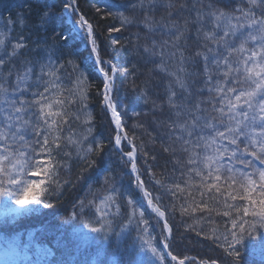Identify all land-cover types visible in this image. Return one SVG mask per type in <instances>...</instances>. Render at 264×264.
I'll return each mask as SVG.
<instances>
[{
	"label": "snow or ice",
	"instance_id": "snow-or-ice-1",
	"mask_svg": "<svg viewBox=\"0 0 264 264\" xmlns=\"http://www.w3.org/2000/svg\"><path fill=\"white\" fill-rule=\"evenodd\" d=\"M3 11L0 264H48L50 248L8 229L54 207L97 169L99 187L87 184L62 219L70 235L56 264H89L65 260L69 245L94 249L91 264H218L178 251L181 227L211 238L231 264L242 259L246 237L264 248V0H106L91 11L83 0H58L35 18L7 4ZM121 50L136 61L131 70ZM140 64L167 81L159 100L134 80L125 90L165 116L152 120L166 130L163 163L157 137L138 136L148 113L120 101L123 78ZM94 99L107 135L97 131ZM214 217L227 222L205 232Z\"/></svg>",
	"mask_w": 264,
	"mask_h": 264
},
{
	"label": "trees",
	"instance_id": "trees-1",
	"mask_svg": "<svg viewBox=\"0 0 264 264\" xmlns=\"http://www.w3.org/2000/svg\"><path fill=\"white\" fill-rule=\"evenodd\" d=\"M106 0H83V7L85 11H91L95 7H103L105 6ZM108 2H115V0H108ZM58 0H3V3L0 4V12L3 13V17H9L10 13L3 11L4 5H11L13 11L19 10L23 8L25 11H31L33 14V18H35L36 14L47 4V6L51 7L54 4H57ZM2 20H0V24H2ZM104 26L111 23V21H104ZM113 38L119 37L123 38V34L121 33H113ZM75 46L73 47V51L79 53L80 57L87 56V51L84 48L83 44L79 42H74ZM111 51V49H109ZM121 55L123 56L122 63H124L125 67H128L131 70V64L136 61L133 57L127 54L126 50H121ZM89 63L85 61V64ZM151 65L140 64L137 71L134 75H129L123 78V86L120 90V101L122 103H126L129 106V112L132 110L142 111L148 113L147 116L143 117V122L145 123L144 130H138V136L140 132L143 131V139L148 140L147 133H151L153 136L157 137L156 143L152 145L154 151L157 153L160 163L164 162V159L167 158L166 154L162 152V146L166 141V130L163 128H158L157 125L152 123L154 118L158 120H162L165 116L160 113L153 114L150 109L151 105H145L143 101L139 98L138 94L135 92L129 91L128 95L125 96L126 88L131 84L134 80L135 84L143 87L147 84V88L149 90V94L152 99H157L163 97L164 87L166 84V79L162 75L155 74L151 72ZM93 107L97 114V131L98 133H103L107 135L106 129V121L102 119L101 109L96 105V100H93ZM135 120H129V123H133ZM112 167L116 168L113 164ZM169 169H171V165L169 164ZM117 172L119 169H116ZM159 176L161 169H154ZM177 178H179V173L176 174ZM75 177V171L73 172V179ZM102 180V173L99 169L94 170L91 173L86 174L85 180L76 184L75 187H68L60 201L57 202L55 200L52 201L54 207L44 209L41 208L38 213L29 217V218H21L17 225L14 228L8 229V234H12L16 231L23 232L22 239L25 241L28 239L29 234H32V239L38 244L41 248L47 247L50 248L54 256L48 258V264H56V261L61 257L62 253H65V248L59 246L65 243L69 239L70 229L68 226H65L62 223L63 217L73 208L74 203L76 202L78 197H82L83 194L88 190L87 184L91 183L94 187H99L96 184V181ZM169 184L165 181V190L168 188ZM179 203V201H178ZM197 215H201L197 213ZM146 218L150 217V212L145 210ZM187 220L189 224L193 223V221L187 217L184 218ZM216 221V225H207L205 224L204 230L207 232L211 227H215L217 225H222L224 222H227V218L222 217H214ZM180 217L177 214V223H179ZM3 231V229H0ZM180 236L176 239V247L178 251L184 252L186 255L191 257H195L197 260L204 258L209 259L213 258L218 261V264H231L232 258L227 257L224 253L223 249L219 247L218 244H213L212 239H205L204 235L197 236L195 232H185L184 228H179ZM261 241L253 238L246 237V245L241 248L242 259L239 261V264H264V248L261 247ZM111 250L108 252V256H111ZM37 249L32 248L28 256L30 259L35 260L37 258ZM71 257L73 260L80 261L87 257L89 264H91L94 259V249H90L87 252H76L71 250V245H69V251L67 255L64 256V259L67 260ZM4 259L2 253H0V260ZM43 264V261H42Z\"/></svg>",
	"mask_w": 264,
	"mask_h": 264
}]
</instances>
